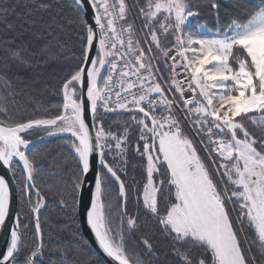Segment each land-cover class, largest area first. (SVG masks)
Wrapping results in <instances>:
<instances>
[{"label": "snow or ice", "instance_id": "obj_1", "mask_svg": "<svg viewBox=\"0 0 264 264\" xmlns=\"http://www.w3.org/2000/svg\"><path fill=\"white\" fill-rule=\"evenodd\" d=\"M209 3V11L216 10L218 17V0ZM31 8L41 19L51 15L53 9L63 14L71 12L75 20L69 23L80 25L81 50L79 62L58 84L62 103L55 105L59 109L55 115L10 122L7 96L0 101V165L14 176L22 165L20 171L26 182L20 194L28 195L30 211L37 214L35 246L25 252L23 230L29 225L22 224L17 214L6 250L0 253V264H45L38 214L46 201L38 190L35 204L31 196L36 187L37 161L29 155L32 141L27 136L33 129L60 136L75 153L71 186L74 205L78 206V197L83 196L93 171L90 158L94 154L100 169L119 184L123 204L118 226L113 221L111 204L104 201L106 177L100 170L94 173L90 206L86 209L87 225L95 242L112 264H264V0L251 4L244 16L230 17L226 28L221 29L217 20L215 32L194 6V0H146L140 15L148 29L143 42L149 45L147 49L136 38L134 22L121 24L128 16L126 0H32ZM8 11L7 7L0 8V12ZM4 22L9 30H15L6 16ZM193 26L195 30L189 31ZM161 34L174 38L171 47L161 44ZM152 45L166 61H172L170 66L165 64L171 72L166 85L160 83L163 77L156 75L159 67L153 68V60L158 65L159 59ZM3 51L5 69L7 56L20 64L26 62V46L6 47ZM4 84L12 88L8 79ZM186 92L192 95L186 96ZM9 95L14 96V91ZM101 110L105 114H130L131 125L138 129L136 152L146 161L143 208L164 238L162 253L148 238L137 241L138 246L142 245L139 252L129 249L128 239L138 229L137 218L127 213L126 186L106 155L111 154L112 141L117 155L126 153L130 127L125 121L123 134L106 131L102 118L98 120ZM176 110L183 112L200 137L219 182L185 133ZM157 176L161 177L158 184ZM165 192L168 203L161 212L160 196ZM10 204L9 183L0 177V226L12 219ZM60 206L68 207L64 199ZM232 213L236 214L235 220ZM241 233L245 234L244 241ZM248 233L252 235L251 243ZM60 247L64 250L57 258L58 264H69L66 252L73 249L77 259L72 264H107L95 252L74 242Z\"/></svg>", "mask_w": 264, "mask_h": 264}, {"label": "trees", "instance_id": "obj_2", "mask_svg": "<svg viewBox=\"0 0 264 264\" xmlns=\"http://www.w3.org/2000/svg\"><path fill=\"white\" fill-rule=\"evenodd\" d=\"M258 2L259 0H218L221 5L218 17L216 10L209 11V0H194V6L202 11L204 20L215 32L217 20L221 29L226 28L230 17L244 16L251 4ZM31 3L32 0H0V8L7 7L9 9L7 13L0 12V101L4 96H7L10 122L50 118L55 115L59 111L55 105L62 103V96L57 91L58 84L68 69L75 67L79 62L80 25L78 22L69 23L70 20H75L74 15L71 12L63 14L53 9L51 15H44L41 19L31 8ZM130 3L139 25L138 13L140 8L145 6L146 0H130ZM26 5L28 6L26 7ZM5 16L7 21L15 26L14 31L8 29L4 22ZM33 21L35 22L33 23ZM157 30L159 31V29ZM160 41L164 47H171L174 38L171 36L165 38L161 34ZM21 46L27 48V51L23 53L26 62L20 64L7 56L8 68L5 69L3 64L6 54L3 49L6 47L15 49ZM5 79L10 82L11 89L6 88ZM10 91H14L15 95H9ZM129 116L128 113L105 114L103 110L100 111L98 120L102 118L106 131H112L117 135L123 134V129L126 126L125 121H128L127 126L130 127L126 153L123 156L117 155L114 147L115 142L112 141L111 154L106 155V159L126 186L128 215L137 218L138 229L128 239L130 251L139 252L142 245L138 246L137 241L148 238L153 241L156 251L162 253L165 250L164 238L159 234L156 221L143 208L141 196L146 183L144 168L146 161L136 152L139 132L134 125H131ZM46 134L43 130L33 129L27 138L32 140ZM63 144H66L63 139L58 138L36 145L29 152V155L34 156L37 161V171L34 173L35 189L46 201V208L40 214V225L45 245V264H58L57 258L64 250L60 246H70V242L91 251L81 235L76 205L72 200L71 186L75 172L74 155ZM139 147L142 151V141L139 142ZM206 164L208 163L206 162ZM52 171L58 173L59 177L53 178L52 181L44 179V174ZM101 171L106 177L104 201L106 204H111L113 221L118 226L122 212L118 188L104 170L101 169ZM12 177L17 187L18 214L21 220H24V223L26 220V224L29 225L27 229L23 230L25 232V252H27L35 246L37 239L25 196L20 194L24 177L19 167L16 169L15 176L12 174ZM160 178V176L156 177L157 184ZM31 196L34 197V194L32 193ZM61 199L66 201L68 207L60 206ZM167 203L168 196L165 192L160 196L161 212L164 211ZM126 220L127 217L124 219L125 229L127 227ZM66 258L69 264H72L77 259L75 249L66 252ZM92 264L95 262L93 261Z\"/></svg>", "mask_w": 264, "mask_h": 264}, {"label": "water", "instance_id": "obj_3", "mask_svg": "<svg viewBox=\"0 0 264 264\" xmlns=\"http://www.w3.org/2000/svg\"><path fill=\"white\" fill-rule=\"evenodd\" d=\"M85 2H86V0H85ZM87 15H88L89 20H91L90 9H89V13ZM102 72H104V70H102ZM101 83H102V81H101ZM85 99H86V97H85ZM87 123L89 124L90 129H91L92 119H91L90 115L88 117ZM92 134L94 137L95 133L93 132ZM65 135H67V134H65ZM54 137H59V136H54ZM42 142H43V140H40V139L32 141V144H30V146H29L30 150L35 145L40 144ZM90 160L92 163L93 171L89 173L88 182L85 184L83 196L78 197L79 204H78V206L76 205V212H77L79 229L81 231L82 237L85 239V241H87V244H88L89 248L91 249V251L95 252L97 254V256L100 259H102L103 261H107V264H112V262L109 260V258L105 257L103 255V253L99 250V247L95 242V238H94L93 234L91 233L90 228L87 225L86 209H87V207L90 206L89 189L94 187V173H95V171H97V170L101 171L99 164H98V157H96L95 154L90 158ZM20 168H22V165L20 166ZM104 172L110 178V180L117 186L118 193H119V184L116 183V181L111 178L110 174H108L106 170H104ZM0 177H4L9 183L10 193H11L10 216L12 218L10 221L6 222L5 226H0V253H2L4 250H6V241L9 239L11 223L14 221L16 215L18 214V195H17V187H16V184H15L14 179L12 177V174L9 173L6 169H4L2 165H0ZM24 178H25V182H26V176H24ZM35 191L36 190L34 189L33 192L35 193ZM120 198H121V202L123 204V198L122 197H120ZM44 208H45V206L40 209V212H42L44 210ZM36 215L37 214H33L34 225L36 222Z\"/></svg>", "mask_w": 264, "mask_h": 264}, {"label": "rangeland", "instance_id": "obj_4", "mask_svg": "<svg viewBox=\"0 0 264 264\" xmlns=\"http://www.w3.org/2000/svg\"><path fill=\"white\" fill-rule=\"evenodd\" d=\"M129 1H130V0H129ZM130 4H131V3H130ZM133 12H134V11H133ZM138 16H139V28H140V31H141V33H142V35H143V39L145 40L146 36H148V29L144 28V23H145V21H144L143 17L140 15V10H139ZM135 17H136V16H135ZM194 30H195V28H190V29H189V31H194ZM135 32H136V34H137V37H136V38L140 40V36H139V34H138V32H137L136 29H135ZM205 35H211V33H207V34H205ZM171 38H173V37L171 36ZM140 41H141V40H140ZM147 46H149V45L147 44ZM152 47H153V51L155 52V55L157 54L156 57L159 59V63H160V55H159V52L156 51V49H155V45H152ZM189 55H191V54L189 53ZM189 93H190V92H189ZM255 115H258V114H255ZM187 122H188L189 127H190V129L192 130V133H193L194 136L192 135V133L189 131V129H188L187 127H184V131H185V133H186L187 135H189V136L193 139L194 143L197 145L198 151H199V153H200L202 159H204V161H206V162L208 163V165L210 166V171L212 172L214 178L217 180V182H219V179H220V178H219V176L216 175V168H215V167H211V165H212V161H211V159H209V154H208V152H206V151L203 149V146H202V144H201V142H200V137L196 134V131L191 127V122H190L189 120H187ZM247 126H248L249 128H252V125H251L250 123H248ZM253 130H255V129H253ZM190 134H191V135H190ZM45 136H47V137H51V136H48L47 134H46ZM66 145H67L68 148L70 149L71 153L75 156V153L72 151V149L70 148V146H69L68 144H66ZM220 187H221V191H223V185H222V184L220 185ZM142 196H143V193H142ZM142 196H141V199H142ZM142 202H143V200H142ZM229 209H231V205H229ZM232 218H233V220L236 219V214H235V213H232ZM237 230H239V225H237ZM240 238H241L242 241H244V240H245V234H244V233H241ZM247 240H248V243H251V240H252V235H251V233H248V234H247ZM248 243H245V244H244V248H245L246 251H247V249H248ZM253 251H255V248H254V247H253Z\"/></svg>", "mask_w": 264, "mask_h": 264}, {"label": "built area", "instance_id": "obj_5", "mask_svg": "<svg viewBox=\"0 0 264 264\" xmlns=\"http://www.w3.org/2000/svg\"><path fill=\"white\" fill-rule=\"evenodd\" d=\"M126 4L128 5V16H127V20L126 21H122L121 24L123 25H126L128 22H134V29L137 30L139 36H140V40H141V43H142V46L147 49L148 46L146 43H143L144 42V39H143V35L140 31V28H139V25H138V22H137V19L135 17V14L133 12V9H132V6L130 4V1L129 0H126ZM171 55V54H170ZM172 61L169 59V60H165L162 56H160V63L157 65V63L155 62V59L153 60V68H157L159 67V71L156 72V75L158 77H163V79L160 80V83L162 85H166V81L167 79L170 77L171 75V72H170V68H166L165 67V64L167 65H171ZM178 72L180 75L183 74V69L180 68L178 69ZM179 78V76L177 77ZM185 87H187V85L185 84ZM186 96H191L192 94L189 93V92H186L185 93ZM169 96H171V94L169 93ZM158 113H159V108L157 109ZM176 115L178 117V119H180L181 121V124L183 127H187L189 129V131L192 133V130L190 129L189 127V124L187 122L186 119H184V114L183 112L179 111V110H176ZM193 135V133H192ZM194 136V135H193Z\"/></svg>", "mask_w": 264, "mask_h": 264}, {"label": "flooded vegetation", "instance_id": "obj_6", "mask_svg": "<svg viewBox=\"0 0 264 264\" xmlns=\"http://www.w3.org/2000/svg\"><path fill=\"white\" fill-rule=\"evenodd\" d=\"M58 138H61V137H53V136H51V137H47V136H42V137H38V138H35V139H32L31 141H35V140H38V139H40V140H43V142L42 143H44V142H48V141H50V140H54V139H58ZM42 143H40V144H42ZM37 145H39V144H37ZM64 146H67L66 144H63ZM36 146V145H35ZM34 146V147H35ZM33 147V148H34ZM68 147V146H67ZM32 148V149H33ZM31 149V150H32ZM30 150V151H31ZM29 151V152H30ZM20 168V167H19ZM21 169V168H20ZM45 175V177H44V179H51V181L53 180V178H57V177H59V174L58 173H56V172H47L46 174H44ZM24 177V176H23ZM48 182H50V181H48ZM24 183H25V178H24ZM36 190V189H35ZM34 194V197H32V204H35V202H36V196H35V193L32 191L31 192V194ZM25 196V202H26V204H27V207H28V210H29V212H30V214H31V217H32V221H33V225H34V218H33V213L30 211V206L28 205V195H24ZM45 208H46V203H45ZM45 208H44V210H45ZM43 210V211H44ZM42 211V212H43ZM42 212H40L39 213V221H40V214L42 213ZM21 223L22 224H26V220H25V223H24V220H21ZM34 229H35V225H34ZM37 239V238H36Z\"/></svg>", "mask_w": 264, "mask_h": 264}]
</instances>
